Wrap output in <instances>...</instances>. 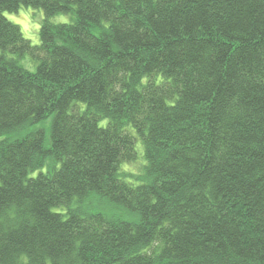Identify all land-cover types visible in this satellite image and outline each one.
I'll use <instances>...</instances> for the list:
<instances>
[{"label":"trees","instance_id":"trees-1","mask_svg":"<svg viewBox=\"0 0 264 264\" xmlns=\"http://www.w3.org/2000/svg\"><path fill=\"white\" fill-rule=\"evenodd\" d=\"M0 264H264V0H0Z\"/></svg>","mask_w":264,"mask_h":264},{"label":"rangeland","instance_id":"rangeland-1","mask_svg":"<svg viewBox=\"0 0 264 264\" xmlns=\"http://www.w3.org/2000/svg\"><path fill=\"white\" fill-rule=\"evenodd\" d=\"M4 15L13 23L17 24L23 34L24 37L29 39L32 44H39V28L42 20L44 18L43 11L40 8H35L32 6H20L16 12H8L6 11ZM50 21L53 23L59 22H69L70 16L65 13H57L50 17ZM21 64L24 67H27L30 70H34L35 64L31 62L28 57H24L20 60ZM49 118L45 120L40 125L46 128L49 125ZM105 122V121H103ZM135 134V133H134ZM136 135V134H135ZM49 142V134L46 132V143ZM136 151L138 153V157L135 161L131 163H123L122 169L126 173V180L130 183L136 184L139 183L137 179H134L133 173H140L143 170V165H145V158H143V147L141 144L140 138L137 136L136 141ZM130 178V179H129Z\"/></svg>","mask_w":264,"mask_h":264}]
</instances>
